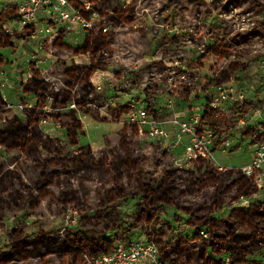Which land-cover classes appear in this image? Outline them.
<instances>
[{
	"label": "rangeland",
	"instance_id": "374dc122",
	"mask_svg": "<svg viewBox=\"0 0 264 264\" xmlns=\"http://www.w3.org/2000/svg\"><path fill=\"white\" fill-rule=\"evenodd\" d=\"M259 1L264 3V0ZM117 2L123 9V15L117 17L118 22L111 20L112 16L117 15L101 0L97 1L95 8H100L102 13L94 11L89 19L71 2V7L80 12L84 22H74V25L52 22L50 24L55 30L53 35L42 37L44 34L40 33L35 37L32 36V30L20 28L16 24V4L11 0H0V13L14 11L11 20L4 27L6 34L11 37L12 45L8 48L0 46V80H9L6 94L7 100L13 106V112L23 118L25 106L36 104V98L25 96L21 89V85L30 79L34 70L41 72L40 77L50 83L51 90L55 91L62 86L59 60L63 54V58L66 55L54 47V39L62 34L65 44L79 47L89 32L102 30L113 43L107 51H101L108 67L92 77V83L99 95L96 105L92 107L97 118L77 113L83 131L76 147L68 144L66 131L54 121H42L41 128L46 134L65 146L68 152L78 154L82 147L89 145L97 156L106 148L122 147L119 132L128 122L127 116L132 110L137 111L142 103L150 116L158 121L166 122L175 115L189 119L202 114L214 86L222 82L233 93L227 105V113L208 116L205 125L220 132L221 137L227 135V139L235 145L226 152H215L213 163L226 169L242 168L251 163L252 145L264 140V135L257 128L255 117V113L262 110L264 104V81L259 67L260 61L264 59V35L261 32L264 28V11L249 12V0H240L235 4H231L229 0H193L191 3L184 0ZM86 5L89 9H86ZM195 5L199 6V11L195 10ZM81 8L85 12H92V5L88 2L82 1ZM94 13L98 16L92 21V26L85 27ZM130 17L134 21L130 22ZM51 19L52 16L48 14L42 20L45 27H48ZM246 32L248 35L244 38L236 36ZM214 47L216 55L206 56ZM202 57L204 58L201 59ZM64 61L68 67L72 64L87 65L89 56H73ZM241 94L244 97L240 102L253 100L256 103L252 111L254 119L247 121L246 125L234 121L236 110L231 106L233 98H238ZM48 101L47 109L50 108V98ZM123 106L137 108L131 107L119 122L111 121L113 110ZM3 126L0 118V129ZM146 143L149 144L148 147L144 145ZM136 144L145 154L151 152L152 145H157L148 143L144 137L127 141L123 145L130 150H136ZM18 159L16 153H7L0 149V164L6 168H12V162ZM167 161L176 167L173 156L168 152ZM211 167L217 170L212 163ZM131 174L129 182L133 184L137 172L133 171ZM73 178V187L79 192V204H58L57 195L61 188L51 186L47 189L49 197L38 199L30 208L16 207L5 211L0 228V254L7 251L10 233L21 226L25 227L26 235L37 234L43 230L52 241L58 243L65 240L70 233L81 237L93 236L98 240L110 239L115 245L126 242L133 230L138 228V232L151 234L149 237L156 242L170 263L196 264L195 258L205 243L204 240L195 239L197 236H194V232L189 235L193 230L187 227H200L185 220V225L176 228V220L183 215L188 218L189 216L175 206L166 207L162 214L154 217L152 223L144 222L135 226L140 217L139 198L108 204L104 194L112 187L109 179H101L97 174L84 175L82 172ZM122 183L126 185L128 181L124 179ZM204 195L207 201L208 194ZM239 198L236 200L233 193H228L220 217L227 216L232 208L242 207ZM246 198L250 200L247 207L263 204L264 190L257 187V192ZM202 200V196L189 195L182 202ZM68 215L73 216L75 222L72 218L67 219ZM200 229L207 231L208 238L211 236L209 229ZM249 246L251 254L245 257L246 262L264 264V245L251 243ZM228 258L226 255L225 259ZM26 264L63 263L56 255H50L43 260H29Z\"/></svg>",
	"mask_w": 264,
	"mask_h": 264
},
{
	"label": "trees",
	"instance_id": "16d2710c",
	"mask_svg": "<svg viewBox=\"0 0 264 264\" xmlns=\"http://www.w3.org/2000/svg\"><path fill=\"white\" fill-rule=\"evenodd\" d=\"M82 1L92 5V12L83 11ZM97 1L71 0L73 6L80 9L87 19L94 11L102 13L100 8H95ZM184 1L191 3L193 0ZM229 1L235 4L240 0ZM101 2L117 15L112 16L111 20L117 21V17L123 15V9L117 0ZM194 8L197 11L200 9L198 5ZM247 9L249 12H263L264 3L249 0ZM13 12L8 10L0 13L2 48L12 45L11 37L6 34L4 27L11 20ZM129 19L130 22L134 21L133 17ZM261 32L264 35V28ZM247 35L248 32L238 33L236 36L244 38ZM112 43L113 40L107 38L102 30L89 32L79 47L65 44L62 34L54 39V47L66 55L63 58V54L59 60L62 86L55 91L51 90L50 83L40 77L41 72L34 70L30 79L22 84V92L25 96H34L37 101L32 107L24 108L23 118L7 109L0 95V111L5 119L4 126L0 129V149L16 153L19 157L12 162V168L0 164V228L7 209L30 208L38 199L49 197L47 189L51 186L61 188L57 195L58 204H79V192L73 187V177L79 172L84 175L97 174L101 179H109L112 183V187L104 194L108 204L139 198L140 217L135 226L144 222L152 223L154 217L162 214L166 207L175 206L189 216L190 224L209 229L212 234L208 239L199 236L195 238L204 240L205 243L195 258L196 264H248L245 257L251 254L249 244L264 245V203L235 207L227 216L220 217L228 193H233L237 200L240 196L251 197L257 192V186L242 173L241 168H228L219 172L211 167L210 162H199L191 170H182L167 161V152L159 144L152 145L148 154L142 153L138 144L136 150H130L123 144L139 139V126L128 122L118 135L122 147L106 148L97 156L89 145L82 147L78 154L68 152L65 146L42 130L43 120L54 121L66 131L70 146L79 145L83 126L77 113L97 118L92 107L96 105L99 95L92 77L108 67L101 51H107ZM79 55L89 56L87 65H66V58ZM212 55H216L215 47L206 54ZM49 98L50 108L47 109ZM255 105L250 100L238 106L234 121L251 118ZM130 108L123 106L113 110L110 120L119 122ZM208 116L211 115L206 114L203 121H207ZM216 134L215 146L220 148L228 136L221 137L220 132ZM144 145L149 146L147 143ZM133 171L137 172V177L130 184L129 178ZM124 179L128 184L122 183ZM204 193L208 194L207 201ZM189 195L202 196L204 200L182 202ZM24 230L25 227L21 226L10 233L9 250L0 254V264H26L29 260H43L50 255H56L63 264H84L80 256L83 251L97 256L108 253L115 247L114 241L98 240L93 236L81 237L68 233L67 238L58 243L52 241L43 230L32 235H26ZM226 255L229 256L228 260L225 259ZM165 259L167 260L166 256Z\"/></svg>",
	"mask_w": 264,
	"mask_h": 264
},
{
	"label": "built area",
	"instance_id": "2783aa9c",
	"mask_svg": "<svg viewBox=\"0 0 264 264\" xmlns=\"http://www.w3.org/2000/svg\"><path fill=\"white\" fill-rule=\"evenodd\" d=\"M11 2L16 4V24L20 28L32 30V36H38L40 33L44 34L43 36L41 35L42 37L53 35L55 30L54 26L50 24L52 22L69 23L71 25H74V22H84L80 12L75 11L71 7V0H11ZM85 7L89 9L88 5ZM40 14L41 16H39ZM48 14L52 16V19L48 21V27H45L42 20ZM97 16L98 14L94 13L90 22L85 24V27L92 26V21ZM104 54L108 56L107 53ZM259 67L264 81V59L260 61ZM8 81V78H1L0 95L11 107L6 94ZM232 95V89L219 82L209 95V103L203 109L202 114L194 115L189 119H182L179 115H175L172 119L161 122L150 116L148 110L144 107V103H142L138 108L132 106V109L137 108V111L132 110L127 116L128 123L139 126V137H144L148 143L161 145L170 156L172 155L176 168L191 170L199 162H210L219 172H222L226 168L219 164L215 166V163H213L214 154L219 150L226 152L232 149L235 144L230 139H226L223 141L222 146L217 148L215 146L217 132L207 127L203 118L206 114L227 113V105ZM243 97L241 94L238 98H233L231 106L235 110L238 106L245 103L240 102ZM262 113H264V104H262V110L255 113L257 128L264 135V115ZM252 115L248 120H240L239 122L242 125H246L247 121L254 119V114ZM252 146V161L242 167L241 171L255 183L259 190H264V140L256 142ZM239 201L242 207H247L246 205L250 203V200L243 196L239 198ZM70 218L71 216L68 215L67 219ZM72 219L75 222V218ZM185 220L188 221L189 218L184 215L181 216L180 219L176 220L174 226L177 228L185 225ZM187 228L193 230L189 232V235L194 232V236L204 239L208 237L207 231L200 229L204 227L192 228L188 226ZM137 229L133 230L126 242L117 243L114 249L108 253L90 256L87 252H82L84 264H173L165 259L163 251L155 241L151 240L149 235L141 231L138 232Z\"/></svg>",
	"mask_w": 264,
	"mask_h": 264
},
{
	"label": "flooded vegetation",
	"instance_id": "af4514ba",
	"mask_svg": "<svg viewBox=\"0 0 264 264\" xmlns=\"http://www.w3.org/2000/svg\"><path fill=\"white\" fill-rule=\"evenodd\" d=\"M80 65H83V64H80ZM97 73V72H96ZM23 87H22V85H21V89H22ZM5 102V101H4ZM50 102H51V100H50ZM10 104H11V102H9ZM33 105H27V106H25V108L26 107H32ZM5 107L7 108V109H10V110H12L13 111V109H12V104H11V107L10 106H8V103L7 102H5ZM130 107H132V106H130ZM24 112V111H23ZM0 118H1V120L3 121V123H5V119H4V117L2 116V113H1V111H0ZM44 121V120H43ZM58 124V123H57ZM59 125V124H58ZM59 127H60V125H59ZM61 128V127H60ZM218 171V170H217ZM68 218V217H67ZM71 218H74L73 216H71ZM208 238V237H207ZM206 238V239H207ZM108 240V239H107ZM110 240V239H109ZM9 249H7V251H8ZM83 252H87V251H83ZM88 253V252H87ZM89 254V253H88ZM90 255V254H89Z\"/></svg>",
	"mask_w": 264,
	"mask_h": 264
}]
</instances>
